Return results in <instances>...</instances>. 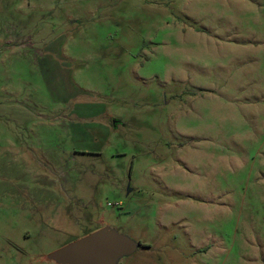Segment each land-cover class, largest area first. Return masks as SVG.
Listing matches in <instances>:
<instances>
[{
    "label": "rangeland",
    "instance_id": "rangeland-1",
    "mask_svg": "<svg viewBox=\"0 0 264 264\" xmlns=\"http://www.w3.org/2000/svg\"><path fill=\"white\" fill-rule=\"evenodd\" d=\"M102 228L264 264V0H0V264Z\"/></svg>",
    "mask_w": 264,
    "mask_h": 264
},
{
    "label": "water",
    "instance_id": "water-1",
    "mask_svg": "<svg viewBox=\"0 0 264 264\" xmlns=\"http://www.w3.org/2000/svg\"><path fill=\"white\" fill-rule=\"evenodd\" d=\"M128 251L122 236L102 228L57 250L50 258L65 264H115Z\"/></svg>",
    "mask_w": 264,
    "mask_h": 264
}]
</instances>
